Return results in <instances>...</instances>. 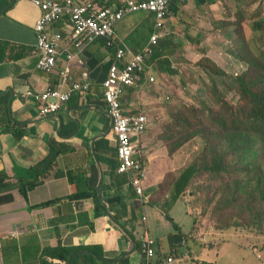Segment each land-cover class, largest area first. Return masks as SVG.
Returning a JSON list of instances; mask_svg holds the SVG:
<instances>
[{"label": "crops", "instance_id": "0c3cea01", "mask_svg": "<svg viewBox=\"0 0 264 264\" xmlns=\"http://www.w3.org/2000/svg\"><path fill=\"white\" fill-rule=\"evenodd\" d=\"M94 1L112 6L117 0ZM191 1L204 2L189 0L184 5L190 7ZM182 12L187 13L171 12L169 20ZM40 16L41 10L32 2L0 0V196L12 197L11 201L0 203L2 264L4 253L9 259L7 264H71L72 255L67 261L52 257L51 252L58 247L82 248L74 264H140L139 238L143 227L157 243L154 264H167L174 252L179 255L185 251H189V257L178 264H216L198 262L206 251L200 252L197 243L182 241L181 235L186 236L194 223L181 202L182 195L176 202L171 201L175 184L190 164L185 166L186 157L181 153L191 143L181 139L171 144V151L163 139L166 121H153L150 116L164 103L166 95L177 89L175 78H168L173 74L166 61L175 62L180 46L177 50L176 43L164 42L158 47L162 56L153 57L157 64L147 61L158 84L139 81L136 86L122 87L124 113H145L149 117L147 132L134 138L147 173L142 197L129 176L118 172L117 137L103 100L102 83L115 62L114 49L107 46L104 38L80 49L65 40L60 43L58 66L51 73L40 71L36 67L35 31ZM155 21L153 13H132L117 24V36L137 53L145 41H137L136 33L155 27ZM60 28L70 31L65 23H59L52 32ZM65 49L82 58V67L72 62L73 77L82 82V73H87L90 90L75 94L56 115L42 116L26 92L40 93L57 85L66 64ZM210 52L206 56L222 67ZM52 142L60 154L49 175L29 192L27 202L19 183L27 177L28 170L48 157ZM169 178L172 182H168ZM80 191L91 197L71 199ZM50 201L56 202L49 207L30 208Z\"/></svg>", "mask_w": 264, "mask_h": 264}, {"label": "rangeland", "instance_id": "374dc122", "mask_svg": "<svg viewBox=\"0 0 264 264\" xmlns=\"http://www.w3.org/2000/svg\"><path fill=\"white\" fill-rule=\"evenodd\" d=\"M213 2H188L192 10L183 4L179 12L187 13L182 12L175 17L174 12L173 20L169 23L171 36L153 46L154 54L147 59L153 62L151 64H157L153 57L164 42L169 44L170 40L176 43L178 47L175 48L178 50L180 46V51L174 57L175 62L168 65L171 70H175V74L168 78H175L177 91L166 95L168 97L163 100L164 103L153 110L150 116L153 121H166L162 127L163 139L171 151L174 148L171 144L176 141L184 139L191 143L181 153L186 157L185 166L198 162L202 168L201 157L205 150H209L212 155L213 149L219 148L222 158L225 156L220 145L229 151L227 171L221 176L207 171L198 173L182 194L183 198H180L194 223V228L186 236L181 235L182 241L197 243L200 252L206 251L198 262L264 264V186L257 185V169L251 174L246 172L247 163H252L255 168L256 161L264 164V141L258 135L252 136L245 146V156L229 149V142L239 136V132L234 129H251L243 124L246 118L240 115L245 112L248 118V98L231 90L228 84L232 82L228 79L208 73L212 64L201 61L204 55L212 51L209 54L219 60L230 75L243 72L244 69L246 71L249 54L259 57L264 51L263 41L261 43L255 39L252 28L256 20L264 22V0ZM146 33H149V29H146ZM136 37L144 41L142 33H136ZM247 42H250L253 51H246ZM232 112L234 115H231ZM221 116L226 119V123L234 120L227 123L229 130L225 134L221 131ZM171 180L169 178L168 182ZM250 180L253 182L250 183ZM239 181L244 191L234 203L230 193ZM181 222L185 225V222ZM0 233L1 237L3 232L0 230ZM0 243L3 241L0 240ZM7 260L4 253L3 262L7 264Z\"/></svg>", "mask_w": 264, "mask_h": 264}, {"label": "built area", "instance_id": "2783aa9c", "mask_svg": "<svg viewBox=\"0 0 264 264\" xmlns=\"http://www.w3.org/2000/svg\"><path fill=\"white\" fill-rule=\"evenodd\" d=\"M15 1L32 2L41 10V16L35 24L38 56L36 67L40 71L51 73L58 66V58L62 55L60 43L65 40L80 49L104 38L107 46L114 49L115 62L110 66L107 78L102 83L103 100L117 137L118 172L128 175L132 186L143 197L147 173L143 156L138 152L134 138L147 132L149 117L145 113L132 116L124 113L121 102L122 87L136 86L139 81L147 85L159 83L157 76L151 72L147 59L154 54L153 46L171 34V6L176 1L188 0H117L112 6H98L94 0ZM138 12L156 15V31L148 45L136 53L117 36L116 26L128 15ZM59 23H65L70 31L66 32L60 28L52 32ZM64 52L66 64L57 85L40 93L26 92V97L33 98L42 116L56 115L75 94L88 93L90 90L87 73H82V82L74 81L72 62L82 67V58L69 49ZM147 221L148 217L145 216L144 222ZM139 239L142 258L140 264H154L158 256L157 243L147 227L142 228ZM188 257V251L179 255L174 252L166 263L178 264Z\"/></svg>", "mask_w": 264, "mask_h": 264}, {"label": "trees", "instance_id": "16d2710c", "mask_svg": "<svg viewBox=\"0 0 264 264\" xmlns=\"http://www.w3.org/2000/svg\"><path fill=\"white\" fill-rule=\"evenodd\" d=\"M211 3H214L213 0H208ZM99 4L98 6L103 5ZM183 4H186V2H180L176 1L175 4L171 6V12H177L179 11L180 7L183 6ZM106 5V4H105ZM108 6V5H106ZM253 31L255 33V39L259 42L264 43V22L256 20L252 24ZM146 29V28H144ZM149 29V33H146V31H138L137 33H142V38L145 41V45H148V40L151 41V36L155 33L156 27L151 26ZM135 39L137 40V37L135 35ZM139 41V40H137ZM140 42V41H139ZM144 47V46H143ZM258 48V47H257ZM256 48V49H257ZM246 51H253L252 47L250 46V42H247L245 44ZM159 52L156 54V58L162 56V50L158 49ZM173 53L170 54L172 56ZM250 60L248 63V69L243 72H238L230 75L223 67H221L219 64H217L214 60L208 58L206 55L203 56L201 61L211 63L212 68L211 70L207 71L210 74H213L215 76H220L228 79L231 84H228L229 88L235 92H237L241 97L248 98V104H249V113L248 118L247 114L245 112H241L240 115H242L244 118L243 124L246 126H250L251 129H246L245 131H240V129L236 128L234 131L239 132V136L235 139H232L229 142V149L233 150L234 152H240L245 156L247 154L246 144L248 140L252 139V136L258 135L263 141H264V51L260 54V56H256L252 53L249 54ZM166 63H168L171 66L170 59H167ZM164 70V69H163ZM172 74H175V70L170 71ZM231 115H234L233 112ZM219 121L221 122V131L222 134H225L229 128L227 126V123H232L234 120L230 122H225L226 119L221 116ZM191 140V139H190ZM187 142V141H186ZM51 150L50 154L46 159L35 165L33 168L27 171V177L23 178L20 181V192L28 202V195L31 190H33L36 186L41 184L44 179L49 175L50 171L53 168L54 163L56 162L60 152L56 148L55 142H52L51 144ZM220 148H223L224 158L220 156L221 149L214 148L212 151V155L209 154V150H205L202 152V168L198 166V162L191 163L188 165V167L185 169V172L183 176L179 178V181L177 184H175V190L172 194L171 201L176 202L179 197L186 191L188 186L193 182L194 178L198 175L200 172H210L212 174L221 176L225 171H227V158L229 156V151L227 149H224V145H220ZM257 167L252 163H247V173L251 174L255 169L258 170L259 177L257 178V185L259 187L264 186V164L259 163L256 161ZM1 182V180H0ZM253 180H250V183H252ZM244 191V186L242 182H236L234 186L232 187V192L230 193V196L233 197V201L235 202V199L238 198L239 195H241ZM91 197L90 193L83 194L81 191L71 197V199H82V198H89ZM12 200V197L7 196H0V203L2 202H9ZM56 201H50L46 202L40 205L36 206H30V208H42V207H49ZM173 221V220H172ZM176 227V225H175ZM177 228V227H176ZM82 251V248H75V249H65L58 247L57 249H54L51 252L52 257L65 260L67 261L71 256V264H74V261H76L77 256L79 255V252Z\"/></svg>", "mask_w": 264, "mask_h": 264}]
</instances>
